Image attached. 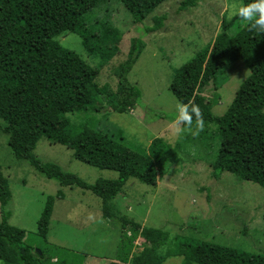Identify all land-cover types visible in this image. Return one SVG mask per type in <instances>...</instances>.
I'll list each match as a JSON object with an SVG mask.
<instances>
[{"label": "trees", "instance_id": "obj_1", "mask_svg": "<svg viewBox=\"0 0 264 264\" xmlns=\"http://www.w3.org/2000/svg\"><path fill=\"white\" fill-rule=\"evenodd\" d=\"M107 0H0V121L1 132L17 160L27 161L40 175L62 187L90 191L102 202L105 219H115L113 202L130 179L156 186L180 159L190 138L174 148L163 138L153 140L148 149L124 144L118 139L91 130L84 124L72 125L69 114L128 113L136 107L149 114L141 90L131 85L127 75L145 46L133 39L126 62L116 69L117 91L99 86L98 70L75 51L56 39L64 33L78 35L87 54L107 65L120 52L121 33L105 21H95V11ZM135 24L143 23L167 0H118ZM243 8L231 18H223L221 32L190 61L174 71L170 91L182 106L179 120L184 128L195 124L217 126L219 149L212 165L213 177L229 173L264 189V0H241ZM198 0H183L179 11L197 7ZM147 33L164 28L166 16H155ZM96 22V23H95ZM236 35L231 36L234 28ZM250 75L238 88L234 100L222 116L213 108L219 103L218 76L237 62ZM212 97L203 95L210 83ZM155 118V117H154ZM153 119L149 118L151 122ZM49 142L73 151V158L100 170L118 173L115 180L98 179L88 184L74 174L34 155L38 142ZM0 165V260L5 264H70L41 249L25 244L26 232L9 224L6 210L12 200L9 182ZM64 199L63 192L57 193ZM55 199L48 197L38 222V236L46 242ZM121 224L117 259L110 264H165L169 257H183V264H264V255L253 254L213 242L179 237L175 248L164 255L159 251L169 234L161 229L142 227L127 217ZM141 238V247L134 242ZM67 253V252H63Z\"/></svg>", "mask_w": 264, "mask_h": 264}, {"label": "rangeland", "instance_id": "obj_2", "mask_svg": "<svg viewBox=\"0 0 264 264\" xmlns=\"http://www.w3.org/2000/svg\"><path fill=\"white\" fill-rule=\"evenodd\" d=\"M181 1L167 0L141 24L133 22L118 0L103 3L95 11L94 20L109 23L122 36L120 52L105 66L87 54L78 35L64 33L57 37L64 48L75 51L98 70L99 86L108 84L114 92L119 82L116 69L127 61L132 40L141 38L145 46L127 80L141 90L149 114L136 107L125 114L87 112L67 117L75 127L84 124L113 139H118L120 133L124 144L146 149L158 137L174 148L177 143L191 139L183 150H176L179 161L169 167L168 175L156 186L132 178L112 204L116 218L127 217L142 227L161 229L169 234L170 239L159 251L160 255L173 251L175 239L184 236L264 255V189L229 173L221 174L219 180L213 177L212 165L220 144L216 136L218 128L202 124L184 128L179 120L182 106L170 91L174 71L212 43L221 32L223 18L236 15L242 10L243 2L198 0L197 7L179 11ZM161 15L166 16L164 28L147 33L146 28L153 25L152 18ZM238 30L235 27L229 34L234 36ZM249 75L250 71L240 61L218 76L220 99L212 111L215 116L227 111ZM213 92L211 82L203 95L210 98ZM149 118L153 120L150 122ZM2 125L0 121L1 172L12 192L6 210L12 214L9 224L26 232L25 244L41 249L48 260L56 256L63 262L68 257L70 264L114 262L122 240L119 221L104 218L101 199L92 192L62 187L40 175L27 161L17 160L8 146V137L1 132ZM34 155L88 184L98 179L118 178L117 172L75 160L72 150L46 138L38 142ZM58 192H63L65 198L58 199ZM48 197L55 201L44 242L38 236V222ZM143 243L138 238L134 242L136 250ZM183 260L181 256L169 257L165 264H183ZM0 264L5 263L0 260Z\"/></svg>", "mask_w": 264, "mask_h": 264}, {"label": "crops", "instance_id": "obj_3", "mask_svg": "<svg viewBox=\"0 0 264 264\" xmlns=\"http://www.w3.org/2000/svg\"><path fill=\"white\" fill-rule=\"evenodd\" d=\"M56 262V260H54ZM110 264V263H109Z\"/></svg>", "mask_w": 264, "mask_h": 264}, {"label": "clouds", "instance_id": "obj_4", "mask_svg": "<svg viewBox=\"0 0 264 264\" xmlns=\"http://www.w3.org/2000/svg\"><path fill=\"white\" fill-rule=\"evenodd\" d=\"M54 261V260H53ZM55 262V261H54Z\"/></svg>", "mask_w": 264, "mask_h": 264}]
</instances>
